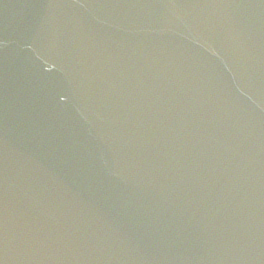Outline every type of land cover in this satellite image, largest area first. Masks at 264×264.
<instances>
[{
    "label": "water",
    "instance_id": "obj_1",
    "mask_svg": "<svg viewBox=\"0 0 264 264\" xmlns=\"http://www.w3.org/2000/svg\"><path fill=\"white\" fill-rule=\"evenodd\" d=\"M0 264H264V0H0Z\"/></svg>",
    "mask_w": 264,
    "mask_h": 264
}]
</instances>
